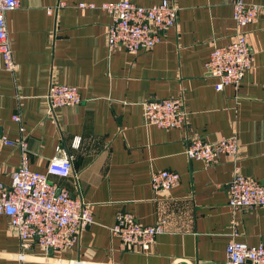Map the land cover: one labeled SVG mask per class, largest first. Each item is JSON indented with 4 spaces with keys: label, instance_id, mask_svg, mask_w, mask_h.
<instances>
[{
    "label": "crops",
    "instance_id": "obj_1",
    "mask_svg": "<svg viewBox=\"0 0 264 264\" xmlns=\"http://www.w3.org/2000/svg\"><path fill=\"white\" fill-rule=\"evenodd\" d=\"M62 1L63 6L54 8ZM114 0H17L4 21L13 72L0 63V131L26 142L27 165L43 172L56 146L71 157L75 178L50 179L79 194L93 223L78 242L43 252L35 243L20 249L7 216L0 214V264H223L229 240L264 243V206L231 210L226 184L236 169L264 184V0L244 29L251 65L237 90L213 88L216 79L204 63L213 47L236 33L229 0H168L176 8L175 25L160 40L134 54L106 46L110 16L100 8ZM148 6L159 0H130ZM93 3L79 9L77 3ZM53 7L51 14L45 9ZM50 81L73 85L80 101L46 112ZM181 97L186 113L180 128L144 123L142 103ZM235 134V157L214 162L188 159L187 141L215 142ZM78 138L77 146H73ZM16 148H0V183L19 163ZM178 173L175 186L153 191V172ZM117 211H127L142 225L163 222L148 251L123 245L109 233ZM235 226L232 235L230 226ZM24 253L23 260L16 254Z\"/></svg>",
    "mask_w": 264,
    "mask_h": 264
},
{
    "label": "built area",
    "instance_id": "obj_2",
    "mask_svg": "<svg viewBox=\"0 0 264 264\" xmlns=\"http://www.w3.org/2000/svg\"><path fill=\"white\" fill-rule=\"evenodd\" d=\"M17 0H0V63L3 69L13 72L15 63L11 56L10 44L6 34L4 14L16 8ZM59 1L54 8L63 6ZM231 19L236 26L232 39L221 46L213 47L204 69L216 81L217 91L224 86L237 90L244 72L251 65V52L245 35V27L252 23L259 6L245 0H229ZM79 9L93 8V3H77ZM110 16L105 38L108 50L122 47L129 53L147 50L160 40L161 33L175 25L176 6L168 0H159L148 6L137 5L130 0H114L100 5ZM51 14L53 7L45 9ZM46 112L53 108L78 104L80 96L73 85L50 81L44 95ZM144 123L157 128H180L185 123L186 113L181 97L155 98L142 103ZM11 119L18 123L19 135L9 138L0 131V148L14 147L19 152V163L9 173V184L0 183V214L7 216L9 226L15 233L20 249L28 248L35 242L45 253L74 246L83 229L93 223L88 204L77 195L50 179L51 176L67 179L75 178L71 157L59 146L54 148L43 172L31 170L27 165L26 142L22 136L23 128L19 116ZM78 144V138L72 145ZM235 134L220 137L209 142L198 137L190 138L184 154L188 159L212 163L219 155L235 157L237 152ZM178 173L172 170L153 172L149 185L153 191L167 190L178 182ZM226 205L231 210L264 206V184L250 179L233 170L226 184ZM235 235V226H230ZM109 233L118 238L123 245L136 246L138 250L148 251L154 236L163 230V222L142 225L127 211H117ZM16 257L23 260L20 250ZM75 264H79L75 262ZM223 264H264V243L248 245L245 242L229 240L224 248Z\"/></svg>",
    "mask_w": 264,
    "mask_h": 264
}]
</instances>
